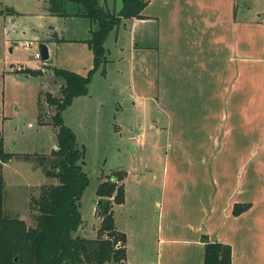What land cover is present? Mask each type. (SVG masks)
Returning a JSON list of instances; mask_svg holds the SVG:
<instances>
[{"label": "crops", "instance_id": "0c3cea01", "mask_svg": "<svg viewBox=\"0 0 264 264\" xmlns=\"http://www.w3.org/2000/svg\"><path fill=\"white\" fill-rule=\"evenodd\" d=\"M32 13L57 23L38 33L23 21ZM142 14L124 18L104 42L106 52L110 35L128 50L132 106L142 108L147 122L153 103L161 114L150 125L167 140L164 165L151 168L157 181L134 180L132 189L125 181L124 200L114 203L125 210L120 224L114 215L116 228L126 233L125 262L203 264L206 234L230 245L232 264H264V0H149ZM66 16L74 15L51 14L47 5L41 12L21 11L1 1L2 31L14 24L17 32L4 39L0 59L6 58L5 43L12 52L20 39L43 41L49 52L44 69L53 73L54 44L80 41L82 54L94 26L89 21L87 35L65 37L59 17ZM26 68L39 72L25 76L45 72ZM152 185L150 209L142 208L144 189ZM235 203L249 205L235 214Z\"/></svg>", "mask_w": 264, "mask_h": 264}, {"label": "rangeland", "instance_id": "374dc122", "mask_svg": "<svg viewBox=\"0 0 264 264\" xmlns=\"http://www.w3.org/2000/svg\"><path fill=\"white\" fill-rule=\"evenodd\" d=\"M6 1L13 2L18 10L28 12H41L47 5L46 0ZM101 1L107 3L110 10H118L122 5V0ZM23 21L38 33L50 31V26L57 23L48 15L36 13L29 14ZM59 21L60 33L65 37L88 33L86 24L90 20L87 17L66 16L59 17ZM10 25L17 32V26ZM119 30L125 46L124 26L120 25ZM14 32L5 34L0 22V49L4 39H11ZM20 41L12 52L5 43L6 58L0 59V135L4 150L13 153L2 168L3 213L7 217L24 219L26 225H34V214L37 213L34 198L40 195L43 186L56 182V178L48 177L44 172L49 167L51 150L57 143V128L52 123L55 105L46 101L45 92L49 90L51 94L60 96L61 91L56 83L60 78L45 70L49 69L48 64L41 66V60L35 58ZM78 42L63 40L54 44L53 62L57 67L73 66L85 73L92 66V50L86 45L81 54V49H76L81 46ZM106 46L110 49L106 52L108 60L93 74L88 93L75 96L62 112L64 122L76 134L77 144L85 147L82 167L89 176V183L79 199L82 222L75 234L90 238L96 237L100 223L96 211L99 199L97 185L117 170L125 171L122 181H126L131 189L136 187L134 180L155 183L157 180L151 178V168L163 164L167 150L165 134L155 133L150 125L152 117L159 113L153 108L155 105L149 104L147 122L144 121L142 108L132 106L128 88V50L122 52L119 42H115L111 35ZM16 64H22L24 68L40 66L45 72L25 76L27 73L24 70L14 72ZM221 128L216 142L218 147L221 144ZM138 134L145 137L137 138ZM140 139L142 146L136 143ZM132 144H135V149L131 148ZM126 172H129L128 176ZM155 190V185L150 190L144 189L147 195L142 199V208L150 209ZM112 208L120 224L125 210L114 203Z\"/></svg>", "mask_w": 264, "mask_h": 264}, {"label": "trees", "instance_id": "16d2710c", "mask_svg": "<svg viewBox=\"0 0 264 264\" xmlns=\"http://www.w3.org/2000/svg\"><path fill=\"white\" fill-rule=\"evenodd\" d=\"M148 1L122 0L118 10H110L100 0H47L51 14L87 17L94 25L84 40L92 50L93 63L85 74L52 67L53 73L62 78L63 87L60 96L45 92L46 101L55 105L52 123L57 128V143L44 172L56 178V182L43 186L40 195L34 198L37 209L34 225H26L24 219L3 213L2 168L13 153L4 150L0 136V264H126V233L116 228L112 209L113 203L124 200L125 171H115L96 187L101 200L96 206L100 216L96 237L75 234L82 222L79 199L89 176L82 167L85 147L77 144L76 134L64 122L62 112L75 96L88 93L93 74L104 67L107 61L104 42L109 32L124 18L142 17ZM24 71L38 73L39 69L25 68ZM248 205L235 203L233 212L238 214ZM201 238L203 264H232L228 243L210 240L206 234Z\"/></svg>", "mask_w": 264, "mask_h": 264}, {"label": "built area", "instance_id": "2783aa9c", "mask_svg": "<svg viewBox=\"0 0 264 264\" xmlns=\"http://www.w3.org/2000/svg\"><path fill=\"white\" fill-rule=\"evenodd\" d=\"M15 31V27L12 26V25H9V24H6L4 26V32L5 34H9L11 32H14ZM21 40V41H20ZM18 41H20V43L25 46L26 48L29 49L30 53L37 59H40L41 60V66L46 64V60L47 59H42L41 57V54H40V51L38 49V41L35 42V40L33 39H27V38H24V39H20ZM40 67V66H39ZM13 69L14 70H23L24 69V66L22 64H16L13 66Z\"/></svg>", "mask_w": 264, "mask_h": 264}, {"label": "water", "instance_id": "95a60500", "mask_svg": "<svg viewBox=\"0 0 264 264\" xmlns=\"http://www.w3.org/2000/svg\"><path fill=\"white\" fill-rule=\"evenodd\" d=\"M37 46H38V49L40 51L42 59H47L49 57L47 44L43 41H39ZM62 87H63V85H62ZM100 201L101 200L99 199L97 203H99Z\"/></svg>", "mask_w": 264, "mask_h": 264}]
</instances>
